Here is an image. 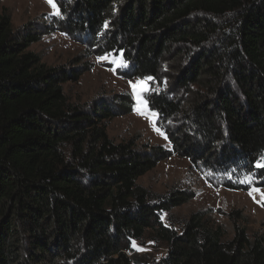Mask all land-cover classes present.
<instances>
[{"label":"trees","instance_id":"16d2710c","mask_svg":"<svg viewBox=\"0 0 264 264\" xmlns=\"http://www.w3.org/2000/svg\"><path fill=\"white\" fill-rule=\"evenodd\" d=\"M55 2V30L122 56V77L152 78L144 98L172 151L111 140L109 102L73 105L64 92L90 67L46 65L30 47L47 33L1 11L0 264H146L128 252L148 234L167 246L153 264H264V235L251 238L238 213L229 239L201 212L177 230L162 214L194 194L153 201L138 185L175 154L217 188H264V0ZM117 100L133 111L130 96Z\"/></svg>","mask_w":264,"mask_h":264},{"label":"rangeland","instance_id":"374dc122","mask_svg":"<svg viewBox=\"0 0 264 264\" xmlns=\"http://www.w3.org/2000/svg\"><path fill=\"white\" fill-rule=\"evenodd\" d=\"M3 10L10 13L15 29L33 21L36 23V28L47 33L39 43L30 47V51L41 55L46 65L65 66L75 73L82 70L81 68L90 67L79 81L65 84L64 92L73 105H91L96 101L109 102L112 111L118 113V116L107 125V133L111 140L115 143L132 140L141 150L157 147L172 151L168 136L158 125V116L154 118L156 123L153 124V118L137 112L138 104L131 84L147 78L120 76L119 73L125 69V66L118 67L112 61L119 62L123 59L122 56L104 55L107 59L101 61L98 59L101 56L95 54L96 48L93 47L92 38L86 36L73 39L55 30L52 18L57 15L54 14L47 0H0V12ZM152 82V79L148 81L149 89ZM127 96L135 102L131 113L126 112L117 100ZM157 128L164 135H161ZM165 135L167 139L164 138ZM138 185L151 193L153 201L173 189L194 194L195 198L188 204L162 214L163 223L168 227L180 230L184 221L193 214L201 212L209 226L222 227L226 238L229 239L234 234L230 215L238 213L242 217L239 224L247 229L251 238L255 234L264 235V206H262L264 200L261 196L254 194L255 199H253V196L249 195L252 188L242 191L217 188L209 183L208 175L194 168L190 159L186 157L172 154L154 170L141 177ZM260 189L264 190V188ZM134 244L132 242V250L128 254L141 258L146 264L156 263L167 254L165 243L154 241L152 234H148L141 242Z\"/></svg>","mask_w":264,"mask_h":264},{"label":"snow or ice","instance_id":"6c2138e0","mask_svg":"<svg viewBox=\"0 0 264 264\" xmlns=\"http://www.w3.org/2000/svg\"><path fill=\"white\" fill-rule=\"evenodd\" d=\"M47 2L53 8L54 14L57 16H60L61 15L60 9L57 6V4L54 2V0H47ZM98 59L103 61V60H106L107 57L101 56ZM112 63L117 64L118 67L126 66V63L123 59H121L119 62H117L116 60H113ZM151 79H152L151 77H148L146 80H143V81H140L137 83H132L131 86H132L133 93L136 97V101L138 104V107L136 109L137 112L140 115H146L147 114L149 117L153 118L152 122H153V124H155L156 121L154 118L156 117L157 113L150 111V109L148 107V101L144 98V95H143L144 93L150 91V89L148 88L147 85H148V81H150ZM156 130L158 132H160V130L158 128ZM160 134L164 135V133H162V132H160ZM164 138L167 139V136L165 135ZM255 167L257 169L264 168V157H261V160L256 163ZM261 175H264V172H262ZM246 180L249 184L252 183V177H247ZM254 194H259L261 196L262 200H264V190L254 187L249 192V195L253 196V199H255ZM262 206H264V204H262ZM133 244H134V242H133ZM134 246H135V244H134ZM138 250H142V249H138Z\"/></svg>","mask_w":264,"mask_h":264}]
</instances>
